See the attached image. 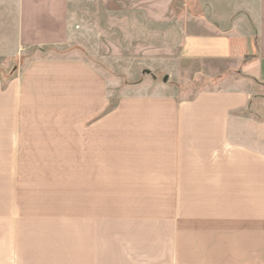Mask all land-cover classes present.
Returning <instances> with one entry per match:
<instances>
[{"label": "crops", "instance_id": "1", "mask_svg": "<svg viewBox=\"0 0 264 264\" xmlns=\"http://www.w3.org/2000/svg\"><path fill=\"white\" fill-rule=\"evenodd\" d=\"M14 5V45L0 33L6 41L0 54L67 40V0ZM181 6L203 13L185 21L181 57L242 65V76L225 79L233 86L182 100L123 96L108 110L107 79L88 62L33 59L5 85L0 79V183L22 182L14 178L28 168L113 166L118 182L138 185L142 194L183 200L208 198L203 194L225 176L228 208L241 203L228 234L235 243L242 233L243 252L251 257L240 263L264 264V0H185ZM122 260L83 255L67 264Z\"/></svg>", "mask_w": 264, "mask_h": 264}, {"label": "rangeland", "instance_id": "2", "mask_svg": "<svg viewBox=\"0 0 264 264\" xmlns=\"http://www.w3.org/2000/svg\"><path fill=\"white\" fill-rule=\"evenodd\" d=\"M8 1L0 2V33L13 47L17 10L14 0ZM184 1L67 0V40L0 54V79L5 85L33 59L81 58L106 77L108 110L123 96L182 100L230 88L234 83L226 77L242 76V65L181 57L185 21L203 15L181 6ZM116 175L113 166L28 168L25 177L14 178L22 182H1L0 264H67L83 255L115 254L123 264H241L251 259L243 252L242 233L235 243L228 234L229 219L241 203L236 199L228 208L225 176L210 185L213 192L203 194L208 198L187 194L182 200L152 198L138 185L118 182Z\"/></svg>", "mask_w": 264, "mask_h": 264}]
</instances>
